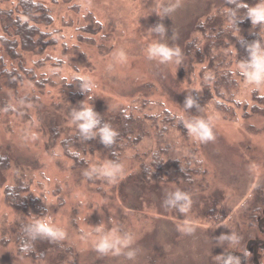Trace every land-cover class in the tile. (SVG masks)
I'll return each instance as SVG.
<instances>
[{
	"label": "rangeland",
	"instance_id": "rangeland-1",
	"mask_svg": "<svg viewBox=\"0 0 264 264\" xmlns=\"http://www.w3.org/2000/svg\"><path fill=\"white\" fill-rule=\"evenodd\" d=\"M15 1L0 0V7L12 6ZM38 1L46 4L54 18L46 30L55 44L43 53L20 59L26 72L19 60L13 62L0 45V58L22 75L17 74L15 86L0 78V151L13 160L10 170L0 172V264H46L20 256L8 233L14 231L18 214L7 203L5 189L23 175L32 181L30 193L44 210L42 216L49 215L64 232V239H39L40 245L74 248L72 257L64 252L52 255L50 261L54 264H68L69 259L70 264H218L233 249L254 251L259 264H264V243L258 242V231L250 226L249 218L256 188L264 183V113L253 114L264 108V89L257 93L244 85L234 63L239 86L235 102L227 103L232 113H221L214 103L201 105L204 66L197 64L191 70L193 66L184 55L195 25L205 21L224 0H178L179 8L163 19L154 12L156 5L177 0ZM90 19L101 30H88ZM160 23L168 29L164 42L181 49L179 64L175 60L160 64L146 58L147 45L158 39L148 30ZM252 31L259 33L260 27ZM0 34H4L1 19ZM236 48L233 44L235 56ZM121 51L126 56L122 62L115 59ZM52 57H59L60 62ZM74 76L93 82L90 95L81 91L82 82L74 81ZM41 82L43 87L39 86ZM78 92L83 97L76 100L74 107L79 108L87 100L100 116L152 101L158 104L153 113L169 110L185 122L195 118L211 121L214 139L203 143L189 136L208 170L210 193L191 196L185 221L175 219L174 209L163 203L176 187L152 189L138 179L133 185L127 184L126 178L137 171L133 163L122 168L120 179L114 183L90 182L73 174L72 161L60 146L50 151L53 124L69 132L77 128L65 107L70 104V95ZM188 95L196 98L200 110L183 108ZM257 96L263 99L257 100ZM3 100L8 101V108ZM210 194L224 198L220 211L223 209L227 218L217 225L201 217L210 206ZM185 224L194 228L192 234L182 230ZM260 224L264 227V220ZM96 227L100 228V235L111 232L123 238L127 234L131 240L118 253L102 254L95 249L99 238ZM227 236H235L236 241L230 242ZM130 250L136 253L132 259L127 258Z\"/></svg>",
	"mask_w": 264,
	"mask_h": 264
},
{
	"label": "trees",
	"instance_id": "trees-1",
	"mask_svg": "<svg viewBox=\"0 0 264 264\" xmlns=\"http://www.w3.org/2000/svg\"><path fill=\"white\" fill-rule=\"evenodd\" d=\"M242 2L254 5L258 0H242ZM229 7L233 5H229L228 0H224L223 4L208 15L205 21H199L193 29L194 36L186 42L184 47V55L193 66L191 70L197 64L204 66L201 76L207 82L202 80L204 93L199 98L200 104L214 103L221 113L226 112L227 115L229 112L232 113L227 103L235 102L236 88L239 86L236 78L237 72L233 65L239 60L246 59L248 55L240 39L233 36L232 31L225 30L228 20L225 13ZM245 11L244 8L239 9L238 17L243 19ZM0 19L4 31V34H0V45L8 52L13 62L19 60V66L25 72L28 70L25 69L23 60L20 59L27 55L43 53L50 45L55 44L54 37L46 30L52 25L54 18L42 1L16 0L12 6L0 7ZM89 21V25L86 26L88 30L94 33L101 30L100 25L98 26L93 19ZM238 27L240 36L245 41L250 43L260 39L258 32L252 31L254 28L250 19L245 18L238 22ZM236 35H239V30H236ZM233 44L237 47V56L234 55ZM205 64L208 65L205 66ZM208 70H212V73H207ZM17 74L22 76L15 68L7 67L5 60L1 57L0 78L6 80L9 85L15 86ZM21 78L23 80V77ZM45 83L46 81L44 85ZM39 86L43 87V82L39 83ZM82 97L81 92L71 94L70 104H67L65 108L72 112L74 103ZM255 98L263 99L260 96ZM139 101L141 100L137 102ZM7 102L3 100L6 108H8ZM147 103L122 109L114 115L101 116L102 122L110 124L118 134L116 143L111 147H105L100 143L99 138L84 141L77 128L69 132L66 128L53 124L50 127L49 149L53 151L60 146L64 155L72 161L73 174L81 179L89 180L84 175L89 167H101L103 161L116 159L125 168L131 163L137 168L135 173L126 178L129 185H133L135 179H138L142 185L152 189L174 186L177 189H183L191 196L206 195L210 190L207 182L208 170L204 167L201 155H198V149L190 143L186 128L177 119L178 115L169 110H159L153 113L158 104L152 101L150 103L147 101ZM263 110L264 108L260 107L253 114L264 113ZM72 152H79V157L73 156ZM12 164V157L0 151V172L10 170ZM181 166L184 171L181 170ZM31 183V179L23 175L17 178L15 184L5 189L7 203L18 214V222L14 231H8L15 241L18 254L34 262L43 260L46 264L53 263L50 258L56 253L64 252L72 257L74 248L63 244L42 247L39 239L32 242L33 251L30 253L20 250L24 238L23 226L40 219L44 212L38 200L30 193ZM256 192L254 206L249 210L250 226L257 229L258 242L264 243V227L260 224L264 220V183L256 188ZM207 197L210 206L201 214V217L206 222L216 225L224 222L227 215L223 209L220 211L224 198L214 194ZM172 215H175V219L181 222L188 218L186 214H181L176 210L172 211ZM229 255L239 257L241 264H259L254 251L238 249L228 251L223 260L221 258L218 261V264H224ZM71 262L72 260L69 259L67 263Z\"/></svg>",
	"mask_w": 264,
	"mask_h": 264
},
{
	"label": "clouds",
	"instance_id": "clouds-1",
	"mask_svg": "<svg viewBox=\"0 0 264 264\" xmlns=\"http://www.w3.org/2000/svg\"><path fill=\"white\" fill-rule=\"evenodd\" d=\"M229 7L226 11L228 17L225 30L232 31L233 36L240 39L241 44L246 48L248 53L247 58L239 60L236 65V71L239 76L243 78L244 85L248 86L252 91L259 93L261 89H264V0H258L254 5L243 3L242 0H228ZM179 2L168 4H157L156 11H154L161 19L165 17H171V15L179 8ZM244 8L245 16L243 19L239 18L237 13L239 9ZM245 18L250 19L253 28L260 27L258 33L260 39L253 42H247L240 36V28L238 22ZM236 30H239V35H236ZM158 39L150 42L146 49L145 55L148 60H155L160 64H167L175 60L177 64L181 62L182 52L179 48L170 47L164 38L168 35V29L163 23L157 24L148 30ZM202 51V49H198ZM56 62H60L59 57H52ZM118 61H124L126 56L124 52H119L115 57ZM178 70V69H177ZM74 81H81L80 89L83 93L92 92L94 87L93 82L85 77L74 76ZM88 95V97H89ZM87 97V98H88ZM196 107L200 110V105L193 95H188L184 104V109L190 110ZM72 122L75 123L80 137L84 141L99 138L100 143L105 147H111L116 143L117 132L107 122H102V118L97 113L93 106H89L87 100L83 101L79 108H73L71 112ZM183 126L187 130V134L198 142L207 143L214 139L212 124L210 120L195 118L191 121L185 122L182 116H177ZM73 156L79 157V152H72ZM115 155V153H114ZM122 164L119 160H109L101 167H89L84 175L89 180H102L109 183L118 181L122 173ZM181 170L184 168L181 166ZM164 206L174 209L181 214H186L191 206V195L185 191L177 189L167 194L164 200ZM99 238L95 242L96 251L107 254L109 252L118 253L122 245H127L131 237L127 234L123 238L113 235L111 232H105L100 235V228L96 227ZM183 231L188 234L194 232V228L185 224ZM24 238L21 244V251L24 253H30L33 251L32 242L37 239H49L53 241H59L64 239V232L57 228L51 220L49 215H44L40 219L33 223L23 226ZM230 242H235V236H227ZM135 250L127 252V258L132 259L135 256ZM224 264H241L240 258L237 256L229 255L224 261Z\"/></svg>",
	"mask_w": 264,
	"mask_h": 264
}]
</instances>
